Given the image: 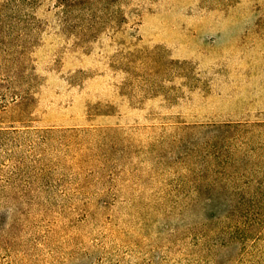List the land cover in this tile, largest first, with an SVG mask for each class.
<instances>
[{"label":"rangeland","instance_id":"rangeland-1","mask_svg":"<svg viewBox=\"0 0 264 264\" xmlns=\"http://www.w3.org/2000/svg\"><path fill=\"white\" fill-rule=\"evenodd\" d=\"M0 264H264V0H0Z\"/></svg>","mask_w":264,"mask_h":264}]
</instances>
